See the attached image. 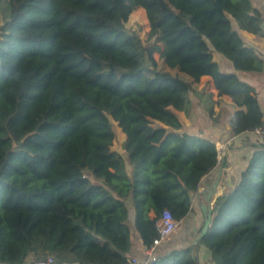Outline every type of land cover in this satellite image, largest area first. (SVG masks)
<instances>
[{
  "label": "trees",
  "instance_id": "trees-1",
  "mask_svg": "<svg viewBox=\"0 0 264 264\" xmlns=\"http://www.w3.org/2000/svg\"><path fill=\"white\" fill-rule=\"evenodd\" d=\"M7 3L0 25V262L52 255L126 264L127 197L148 247L162 210L176 221L186 217L202 177L218 163L215 142L184 131L178 114L189 111L195 93L213 116L211 93L194 87L199 76L212 77L218 96L244 95L229 119L235 133L262 123L254 88L221 71L211 53L236 70H261L263 58L240 30L262 35V14L252 0ZM136 7L145 10L148 38L159 29L165 49L143 45L125 27ZM116 127L126 135L129 173L124 156L110 149ZM214 211L200 238L214 264H264V146L215 199ZM155 257L145 264H198L190 247Z\"/></svg>",
  "mask_w": 264,
  "mask_h": 264
},
{
  "label": "crops",
  "instance_id": "crops-1",
  "mask_svg": "<svg viewBox=\"0 0 264 264\" xmlns=\"http://www.w3.org/2000/svg\"><path fill=\"white\" fill-rule=\"evenodd\" d=\"M253 4L260 10L262 21V35H255L246 30H240L246 43L252 46L255 52L264 60V0H252ZM212 59L218 68L223 72H234L238 78L254 88L257 102L262 113L264 122V64L259 71H239L236 70L232 62L221 53L212 50ZM198 91L210 92L215 100L211 116L203 107L198 96L190 93V108L187 113L179 111L182 129L189 133H197L215 142L218 151V163L216 167L206 173L201 180L198 191L193 194L190 211L180 221H177L175 230L164 238L154 249V255L166 253L179 247H190L196 257L198 264H214L210 249L197 240L199 232L204 222L205 214L203 205L208 202L211 208V218L208 228L212 225L215 215L214 201L222 193L231 190L239 181L241 172L247 166L251 155L257 149L264 146L258 136L251 131L235 133L229 123L232 113L240 109V103L244 100L243 94H223L218 96L213 79L210 75L202 74L194 83ZM125 133L119 127V139L114 140L110 149L118 151L125 158V165L129 173L130 161L126 158L122 143L125 140ZM218 180V181H217ZM212 192V194H208ZM210 195V196H209ZM128 207V223L131 228L130 245L127 251L122 252L126 259L135 257L139 264L149 260L148 247L143 243L141 236L134 227V209L131 195L126 199ZM153 215V211L150 212ZM54 261L49 264H91L79 261H58L54 256ZM35 259L29 256L21 263L30 264ZM5 264V263H2Z\"/></svg>",
  "mask_w": 264,
  "mask_h": 264
},
{
  "label": "rangeland",
  "instance_id": "rangeland-1",
  "mask_svg": "<svg viewBox=\"0 0 264 264\" xmlns=\"http://www.w3.org/2000/svg\"><path fill=\"white\" fill-rule=\"evenodd\" d=\"M8 15V3L7 0H0V25L4 22L5 18ZM125 27L130 30H134L137 32L142 40L143 45L147 46L150 44H158L160 49H165L166 45L163 41L161 32L159 29H156V33L153 37L148 38L149 32V23L145 13V10L142 7H136L130 13L127 21L125 22ZM160 51H156L153 53V58L158 62L159 65H162L161 60L159 59ZM144 60L146 64L151 67L152 62L149 60L146 54H144ZM181 77L184 79H188V75L185 73H180ZM109 119L113 121V119L109 116ZM119 139V127H116V136L114 140ZM113 140V141H114Z\"/></svg>",
  "mask_w": 264,
  "mask_h": 264
},
{
  "label": "built area",
  "instance_id": "built-area-1",
  "mask_svg": "<svg viewBox=\"0 0 264 264\" xmlns=\"http://www.w3.org/2000/svg\"><path fill=\"white\" fill-rule=\"evenodd\" d=\"M258 138L264 143V122L256 126L252 130ZM177 221L174 219L172 212L165 208L162 210L159 218L156 221L157 235L153 238L152 243L148 246V253L150 261L155 260L154 249L164 238L169 236L176 228ZM54 261L52 255H47L41 258H35L31 260L30 264H49ZM2 264V262H0ZM126 264H139L135 257H129L126 259ZM145 264V263H143Z\"/></svg>",
  "mask_w": 264,
  "mask_h": 264
},
{
  "label": "water",
  "instance_id": "water-1",
  "mask_svg": "<svg viewBox=\"0 0 264 264\" xmlns=\"http://www.w3.org/2000/svg\"><path fill=\"white\" fill-rule=\"evenodd\" d=\"M208 194L211 195L212 192H210ZM202 207H203V211H204V214H205V218H204V222H203V225L201 227V230L199 232V235L197 237V240L200 239L205 234V232L207 231L208 225L210 223V218H211V208L209 207L208 202H207L206 205H203Z\"/></svg>",
  "mask_w": 264,
  "mask_h": 264
}]
</instances>
